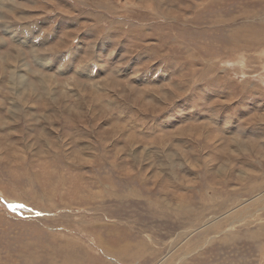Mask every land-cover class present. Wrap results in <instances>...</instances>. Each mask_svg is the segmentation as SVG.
I'll use <instances>...</instances> for the list:
<instances>
[{
  "label": "rangeland",
  "instance_id": "obj_1",
  "mask_svg": "<svg viewBox=\"0 0 264 264\" xmlns=\"http://www.w3.org/2000/svg\"><path fill=\"white\" fill-rule=\"evenodd\" d=\"M0 264H264V0H0Z\"/></svg>",
  "mask_w": 264,
  "mask_h": 264
},
{
  "label": "bare ground",
  "instance_id": "obj_2",
  "mask_svg": "<svg viewBox=\"0 0 264 264\" xmlns=\"http://www.w3.org/2000/svg\"><path fill=\"white\" fill-rule=\"evenodd\" d=\"M2 61H4V60H2ZM4 65V64H3ZM6 67V66H5ZM4 69V68H3ZM3 76V75H2ZM20 77V76H19ZM18 78V77H17ZM15 79V78H14ZM22 79V78H21ZM13 80V79H12Z\"/></svg>",
  "mask_w": 264,
  "mask_h": 264
}]
</instances>
